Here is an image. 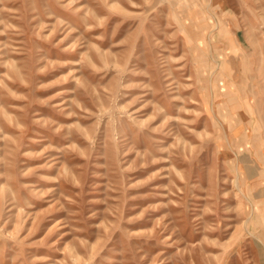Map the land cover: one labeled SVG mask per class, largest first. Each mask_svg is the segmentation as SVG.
<instances>
[{
    "label": "rangeland",
    "instance_id": "374dc122",
    "mask_svg": "<svg viewBox=\"0 0 264 264\" xmlns=\"http://www.w3.org/2000/svg\"><path fill=\"white\" fill-rule=\"evenodd\" d=\"M0 264H264V0H0Z\"/></svg>",
    "mask_w": 264,
    "mask_h": 264
}]
</instances>
